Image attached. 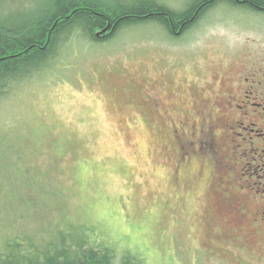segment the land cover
Instances as JSON below:
<instances>
[{"label": "rangeland", "instance_id": "rangeland-1", "mask_svg": "<svg viewBox=\"0 0 264 264\" xmlns=\"http://www.w3.org/2000/svg\"><path fill=\"white\" fill-rule=\"evenodd\" d=\"M52 1L0 0V15L22 13L15 24H24ZM72 37L46 71L0 99V241L86 227L113 246L114 264L128 253L144 264H264V250H245L213 212L212 162L181 155L174 136L181 108L207 113L223 83L262 63L264 11L215 4L180 36L148 23L108 42ZM150 95L174 108L155 110ZM262 184L263 170L237 184L261 223L256 241Z\"/></svg>", "mask_w": 264, "mask_h": 264}, {"label": "trees", "instance_id": "trees-1", "mask_svg": "<svg viewBox=\"0 0 264 264\" xmlns=\"http://www.w3.org/2000/svg\"><path fill=\"white\" fill-rule=\"evenodd\" d=\"M52 3L46 7L50 9L47 14L34 12L25 17V23L31 22L28 27L15 24L24 17L22 13L0 15V99L14 84L46 71L72 36L94 43L108 42L125 28L148 23L160 26L169 36H180L215 4L264 10V0H187L182 9L158 0ZM96 31L100 35L94 34ZM59 229L52 227L45 240L27 231L5 237L0 241V264H114L113 246L97 239L102 236L91 234V228L80 227L73 233ZM122 262L144 264L139 254L132 253L125 254Z\"/></svg>", "mask_w": 264, "mask_h": 264}, {"label": "flooded vegetation", "instance_id": "flooded-vegetation-1", "mask_svg": "<svg viewBox=\"0 0 264 264\" xmlns=\"http://www.w3.org/2000/svg\"><path fill=\"white\" fill-rule=\"evenodd\" d=\"M237 76L223 83L216 95L211 94L214 98L207 113L195 107L181 108L180 115L184 117L174 136L181 155L189 160L198 156L214 165L218 183L214 179L208 183L213 212L232 227L236 239L245 243V250L253 245L263 251L264 241H256L253 236L262 234L261 223L253 212V200L246 185L239 188L237 184L247 174L255 175L259 170L264 173V60L251 61ZM174 103L171 98L152 97L150 104L155 110L170 111ZM198 103L196 100L195 106Z\"/></svg>", "mask_w": 264, "mask_h": 264}]
</instances>
